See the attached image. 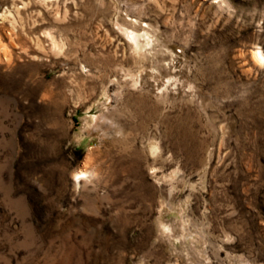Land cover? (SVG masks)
Returning a JSON list of instances; mask_svg holds the SVG:
<instances>
[{"label": "rangeland", "instance_id": "rangeland-1", "mask_svg": "<svg viewBox=\"0 0 264 264\" xmlns=\"http://www.w3.org/2000/svg\"><path fill=\"white\" fill-rule=\"evenodd\" d=\"M256 52L264 0H0V264H264Z\"/></svg>", "mask_w": 264, "mask_h": 264}, {"label": "bare ground", "instance_id": "bare-ground-1", "mask_svg": "<svg viewBox=\"0 0 264 264\" xmlns=\"http://www.w3.org/2000/svg\"><path fill=\"white\" fill-rule=\"evenodd\" d=\"M131 40L132 42L136 45V47H139V41H140V36L136 35L134 32L131 33ZM144 42V41H143ZM135 47V46H134ZM141 48V46H140ZM254 57L256 58L257 61L262 62L264 61V56L262 55L261 52H256L254 54Z\"/></svg>", "mask_w": 264, "mask_h": 264}]
</instances>
